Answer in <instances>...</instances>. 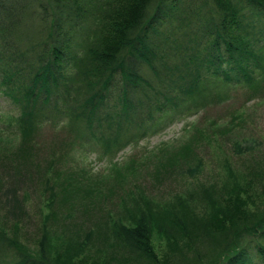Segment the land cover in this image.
<instances>
[{
  "label": "trees",
  "instance_id": "obj_1",
  "mask_svg": "<svg viewBox=\"0 0 264 264\" xmlns=\"http://www.w3.org/2000/svg\"><path fill=\"white\" fill-rule=\"evenodd\" d=\"M0 96L9 106L0 110V252L7 254L8 264H65L73 242L62 240L61 246L51 233L63 220L56 211L72 201L70 214L80 215L88 206L98 214L114 191L108 197L100 192L101 200L92 205L86 188L97 176L82 180L69 171L66 154L43 169L35 156L41 148L35 136L45 127L58 131L71 152L77 144L85 147V139L97 142L95 133L104 129L99 135L105 152L128 145L136 150L156 126L178 114L202 116L198 131L207 139L231 134L220 132L208 113L225 104L233 117L242 116L251 102L264 100V0H0ZM123 121L137 131L132 138L127 128L121 134ZM242 159V167L198 198L204 202L201 212L189 208L198 194L153 206L148 187L158 178L138 186L141 192L125 190L136 171L126 177L124 166L112 162L104 178L118 188L116 217L104 209L97 225L96 214L88 228L74 234L80 240L78 259L87 261L94 251L93 259L100 255L103 262V250L118 241L114 264L123 256L133 262L128 264H164L171 257L175 264H208L203 250L214 248L217 264L255 259L264 264V216L248 225L235 211L248 206L255 189L264 188L262 159L252 154ZM179 161L175 157L168 165L178 169L180 179L193 173L183 171ZM21 168L35 176H23ZM201 168L200 162L195 170ZM112 171L117 172L109 175ZM17 180H32L33 200L32 189H18ZM127 198L132 209L126 211ZM42 204L49 209L45 216ZM29 224L33 248L16 236ZM245 227V238L237 242ZM153 234L166 241L167 251L159 258Z\"/></svg>",
  "mask_w": 264,
  "mask_h": 264
},
{
  "label": "rangeland",
  "instance_id": "obj_2",
  "mask_svg": "<svg viewBox=\"0 0 264 264\" xmlns=\"http://www.w3.org/2000/svg\"><path fill=\"white\" fill-rule=\"evenodd\" d=\"M2 98L3 97L0 96V110L7 111L9 110V106L3 102ZM255 102L256 103H250L249 109L243 110L242 116L233 117L236 113H229L228 110H224L226 107L225 104H221L219 107L208 113V118L214 119L217 125L220 126L218 128L220 132L232 130L233 132L231 134L227 133L226 135H219L218 137L207 139L205 135L198 131L202 116L189 117L184 114H178L172 118L165 119L156 126L150 132L148 138L139 142L138 149L132 150V145H128L124 150L116 153H114V150L105 152L100 147V137L103 134L100 136L99 133L102 132L105 134V131H103L104 129H101L100 131L98 130L99 132L97 131L95 133L96 136L98 135L97 142L92 138H88L84 140L87 142L85 147L81 149L79 144H77V146L74 147V150L71 149V152H67L64 144V141L66 140L65 136L62 133H56L58 131H52L45 127L42 130V135L38 134L35 136L36 143L41 147L39 148V151L35 153V156L40 161L39 164L43 169L44 166L48 165V162L53 160V157L62 158L66 154V156L69 155L70 160L67 168L69 171L70 169H73L78 174H81L82 180L88 178V175L91 179H94L97 176L94 182L88 184L89 188H86L91 190V199H89V201L91 200L90 203L92 205L95 204L96 206V200H101V193H105L104 197H108L110 195V190L114 191L112 201L107 206L102 202L98 214L97 209H91L89 206L87 207V210L80 215H77L78 213L76 214L77 216L75 214H70L71 212H69V209L70 204L73 203L72 201L70 204L67 203L62 205L59 212L56 211L57 216L62 217L63 220L57 226H52L51 233L59 239L58 242L61 246H63L62 240L73 242L71 257L68 255L67 258L63 259L65 264H78V261H85V264L115 263L114 252L118 251V241L109 244V246L103 250L102 254L105 255L103 262L100 255L97 262L93 259L94 251L92 252V256L88 258L90 260L87 259L86 261L78 259L77 243L80 240L76 239L74 236L77 232L80 234L81 232L79 231L88 228L96 214L97 220H95V222L97 225L100 221V218L98 217L103 214L102 210L105 209V211L107 210L108 212H111V214L117 210L118 205L116 206V203L118 202V188H116L114 183L109 181L108 178H104L108 176L110 170L114 168L112 162H117L118 165L115 166L116 168L124 166L121 172L126 177L129 171H136L137 177L124 186L125 190H131L134 187L137 193L141 192L137 191L138 186H149L151 179L154 176L155 178H158V180L153 179L155 185L152 188L148 187L150 195L147 197V200L151 201L153 206L157 204L160 207H164L167 204H171L176 197L183 199L184 196L198 194L197 198L189 203V208H194L196 212H201L204 208V202L198 198H200L215 182L218 180H227L228 176L232 174L233 171L242 167L245 164L242 157L245 155L252 154L255 158L262 159L261 162L258 163V166L264 170V100H255ZM118 120L119 118H117V121ZM126 120L130 121V118H127ZM187 123H190L188 129L186 131L182 130ZM121 125L122 135L126 134V128L131 134L137 132L132 125H128L124 121ZM234 127H236L237 130H234ZM205 129L211 130L213 128L208 126L205 127ZM237 135H239L238 138L236 137ZM132 136H134V134L131 135V138ZM68 139L69 138L67 137V140ZM162 142L166 144L162 145ZM236 143H239V145ZM180 147H183L184 150L178 152ZM77 149L79 151H77ZM175 157L176 159H180L178 163H181L180 166L183 167V171L192 170L193 173L188 174L185 172L186 176L180 179L176 173L178 169L174 168L175 170L172 171L171 166L168 165L170 160L175 159ZM136 159L137 161L134 163V160ZM130 160L133 162L129 163L128 161ZM138 162H140V165L136 167ZM200 162L202 163V168L201 171L198 172L195 169ZM128 164H130V167L128 168V171H125ZM225 165H227V168H224ZM20 170L23 172V176H35L33 170L26 169V171H24L23 168ZM81 170H84V172L81 173ZM117 171H112L109 175H114ZM263 175L264 174H262V176ZM175 179L179 180L175 181ZM244 180L245 181L240 185H244L247 182L246 177ZM31 181L32 180L18 181L20 184L18 185V189H21L24 186L31 188L30 198L33 200L31 194L36 191V188L29 185ZM261 182L264 183V179ZM108 188L109 191L106 193ZM143 194L146 197L145 192H143ZM245 197L246 195H243V198ZM252 197V201H247L248 206L242 207L241 210H235L245 218V222H247L248 225L249 223H253L251 220H253L255 216H264V188L261 187L255 189L252 192ZM130 201L131 198L126 199L123 210L125 208L126 211L132 209ZM222 204L223 203L221 202V205ZM41 211L42 216L49 213V209H47L44 204L41 205ZM113 217L116 216L113 214ZM52 219L55 218L52 217ZM214 226H216L215 223ZM26 227L27 232L21 231L20 234H16V236L25 244H29V247L31 248L32 242L30 237L33 236V229L31 224ZM246 229L247 227L241 230V237L237 239V242H240V239L243 240L245 238L243 233ZM71 236L73 239H71ZM152 243L158 250V253L155 254L158 258L162 253L167 251L165 250L166 241L163 238H160L157 234H153ZM98 246L99 242L96 240L91 248L95 250ZM203 251L207 252L203 254L207 259L208 264L218 263L217 260L214 259V257H216L217 248ZM84 256L86 257V253ZM150 260L155 261L152 257H150ZM8 262L9 259L7 254L0 252V264H8ZM128 262L133 263L130 259L126 258V256H123L122 259H120L119 264H128ZM175 263L176 258L171 257L170 259H167L164 264ZM253 264L263 263L260 260L255 259Z\"/></svg>",
  "mask_w": 264,
  "mask_h": 264
}]
</instances>
